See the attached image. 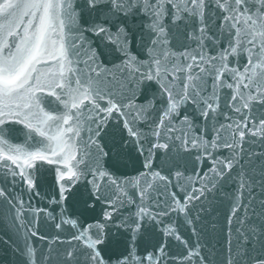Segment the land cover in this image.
Returning <instances> with one entry per match:
<instances>
[{
    "label": "snow or ice",
    "instance_id": "6c2138e0",
    "mask_svg": "<svg viewBox=\"0 0 264 264\" xmlns=\"http://www.w3.org/2000/svg\"><path fill=\"white\" fill-rule=\"evenodd\" d=\"M0 207L20 264H264V0H0Z\"/></svg>",
    "mask_w": 264,
    "mask_h": 264
},
{
    "label": "water",
    "instance_id": "95a60500",
    "mask_svg": "<svg viewBox=\"0 0 264 264\" xmlns=\"http://www.w3.org/2000/svg\"><path fill=\"white\" fill-rule=\"evenodd\" d=\"M14 129L18 131H14L12 139L14 143L25 144V131L22 126L15 125ZM32 141L29 140L28 143ZM227 155V151L224 153ZM190 175V173H189ZM54 174H48L47 176L41 178L40 180V191L42 193H47L49 191V186L53 183ZM234 191V187L229 184L224 186L222 189L217 191L210 197L211 202H205L208 208L207 214L204 215V221L208 223L209 232L205 234L203 240L211 247H215L217 250H220L223 246V237L220 233V229L223 228L225 224V217L228 212V201L227 194ZM25 199L27 200V195H25ZM32 204L34 207H44L49 208L47 200L41 199L40 197H34L32 199ZM29 219L31 216L29 214ZM215 222L217 224V232L212 233L210 229V224ZM50 221H48L44 215H41L39 221V231L44 235H55V229L50 227ZM21 231H23L21 229ZM189 235V233H185ZM15 228L12 226V214L5 213L3 207H0V264H20V259L18 254L15 251V245L12 243V240H15ZM62 239H66V234H61ZM34 239V238H33ZM44 241L35 240V247L37 251L45 250ZM207 248L205 251L207 252Z\"/></svg>",
    "mask_w": 264,
    "mask_h": 264
}]
</instances>
